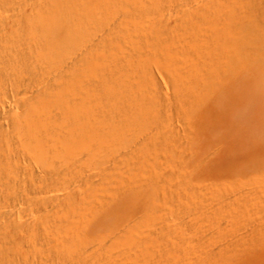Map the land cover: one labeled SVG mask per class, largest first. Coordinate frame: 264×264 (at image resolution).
<instances>
[{
	"label": "bare ground",
	"instance_id": "bare-ground-1",
	"mask_svg": "<svg viewBox=\"0 0 264 264\" xmlns=\"http://www.w3.org/2000/svg\"><path fill=\"white\" fill-rule=\"evenodd\" d=\"M0 264H264V0H0Z\"/></svg>",
	"mask_w": 264,
	"mask_h": 264
}]
</instances>
